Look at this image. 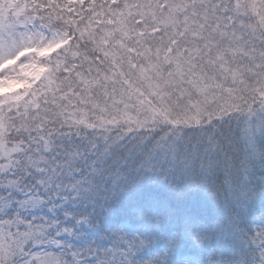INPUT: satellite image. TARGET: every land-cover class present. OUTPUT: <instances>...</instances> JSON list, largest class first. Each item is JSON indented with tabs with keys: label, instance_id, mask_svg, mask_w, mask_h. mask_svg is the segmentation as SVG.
I'll use <instances>...</instances> for the list:
<instances>
[{
	"label": "snow or ice",
	"instance_id": "obj_1",
	"mask_svg": "<svg viewBox=\"0 0 264 264\" xmlns=\"http://www.w3.org/2000/svg\"><path fill=\"white\" fill-rule=\"evenodd\" d=\"M0 264H264V0H0Z\"/></svg>",
	"mask_w": 264,
	"mask_h": 264
}]
</instances>
